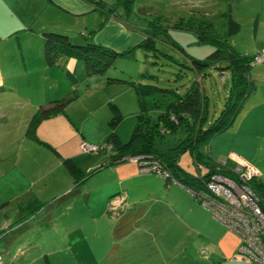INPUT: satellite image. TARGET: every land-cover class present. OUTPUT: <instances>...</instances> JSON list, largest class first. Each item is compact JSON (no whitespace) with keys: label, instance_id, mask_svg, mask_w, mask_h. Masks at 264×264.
Instances as JSON below:
<instances>
[{"label":"rangeland","instance_id":"rangeland-1","mask_svg":"<svg viewBox=\"0 0 264 264\" xmlns=\"http://www.w3.org/2000/svg\"><path fill=\"white\" fill-rule=\"evenodd\" d=\"M103 2L107 7L116 6L119 14H125L117 0ZM139 8L145 14H137ZM200 11L207 13L217 32L239 53H264V0H134L125 17L144 37L158 31L152 25L172 26L179 18L187 21ZM229 14L240 29L228 36ZM166 32L171 42L167 36L157 33L155 43L157 52L170 56V62L161 68L152 64V58L144 56L140 48L130 58L117 59L103 73L90 74L84 60L64 57L62 64L75 73L76 84L56 64L45 82L35 81L43 79L35 74L30 86L22 88L30 109L26 105L20 112L11 103L7 105V120L0 122V227L4 228L39 204L51 203L69 190L74 191L53 209L58 216L53 219L57 221L54 225L46 224L43 219L38 223L41 211L38 214L35 210L28 219L29 229L10 244L7 252L1 253L0 264H97L112 244L109 237L117 216L138 208L143 211L142 223L121 242L122 250L127 251L125 255L135 257L127 264H246L239 253L241 239L196 200L195 193L201 191L187 190L188 196L181 190L164 187L160 184L162 177L146 172L145 177H134L124 184L128 193L117 182L119 177L114 168L125 161L114 164L110 159L111 150L102 148L113 125L121 140L127 141L141 110L134 87L127 83L107 84L109 76L147 83L148 79H142L140 74L149 71L160 79L157 86L180 94L196 80L208 96L209 119L221 111L230 88L229 70L213 67L199 75L188 67L186 56L204 58L214 46L201 42L190 30L168 27ZM250 77L255 90L245 99L233 125L205 142L200 150L205 151L212 141L215 144L227 137L230 152L254 166L264 182V63L255 64L250 69ZM163 98L160 92L145 96L148 116L154 119L160 114L167 102ZM155 100L160 103L157 108ZM109 103L119 108L118 118L112 114ZM37 111L51 113L37 125L38 136L44 142L51 140L61 147H53L60 154L74 159L82 172L79 180L66 171L61 157L26 135L30 119ZM184 138L185 132L180 129L155 138V145L158 149H170ZM81 142L99 150L84 151ZM178 163L192 173L201 170V166L197 169L189 148L181 152ZM153 175L159 177L157 183L151 181ZM23 194L26 195L24 210L23 203L14 205L12 210L1 206ZM233 257L237 260H232Z\"/></svg>","mask_w":264,"mask_h":264},{"label":"trees","instance_id":"trees-1","mask_svg":"<svg viewBox=\"0 0 264 264\" xmlns=\"http://www.w3.org/2000/svg\"><path fill=\"white\" fill-rule=\"evenodd\" d=\"M84 1L89 4L93 10L99 11L102 16L101 23L96 30L89 32L90 35L97 33L112 19L121 22L126 27H132V24L126 22L125 16H128L127 14H129L132 9L134 0H117V5H120L125 11V14H119L116 6L107 7L103 0ZM137 14H145V10L139 8ZM168 27L190 30L197 35L201 42L210 43L214 46L213 50L204 58H194L188 54H186V56L189 58L188 67L192 68L199 75L207 68L214 67L229 70L230 88L225 96L221 111L217 116L212 117L211 120L209 119L207 114L208 96L202 87L200 89L199 83L196 80H193L190 86L186 88L185 92L180 94L174 89L157 86L156 84L160 79L149 71H144L140 74L142 79H148L147 83L134 81L130 78L109 76L106 80L107 84L127 83L134 87L141 110L137 115L136 123L127 141L123 142V140H121L120 134L115 129L116 126L113 125L111 129L107 131L102 148L111 150V162L113 163L125 161L128 158L134 157H138L140 161L146 160L150 162L157 160L161 167L169 172V177L163 179H172V181L179 182L190 191L205 192L206 183L210 180L212 174L222 173L223 175L232 176V172H234V163H227V160H211L208 154L200 150V147L214 136L228 130L235 122L238 113L243 108L245 99L255 90L254 82L250 77V69L255 64L264 63V61L258 62L255 59L257 56L261 55L260 53L248 55L236 51L228 44L227 39L223 38V36L217 32L211 18L207 17V13L205 11H200L192 15L187 21L179 18L172 26L167 25L164 27L152 25V29L158 30L157 32L155 31L148 36L144 35L139 43L119 51L95 42L88 33H82V41L79 42L71 35L60 31H43V57L47 66L56 65L63 57H75L84 60L87 72L94 74L105 72V70L110 68L119 58H130L134 56L133 52L140 48L143 49L144 56L152 58V64H157V66L161 68V65L170 62V56L164 52H157L158 49L155 43L158 38L157 33L167 36V40L171 42L166 32ZM239 29V23L233 20L229 14L226 35H233L237 33ZM171 44L184 52L175 42ZM66 76L73 84H76L77 78L70 71L66 72ZM159 92L160 95H164L163 100H167V102L164 103L163 110L160 114L153 119L147 115L144 98L147 95H154ZM154 102L156 104L154 105L155 108L159 107V100H155ZM109 106L113 112L112 114L118 118L120 115L119 108L113 103H109ZM54 112L53 110L51 113ZM49 114H44V112L41 113L40 111L35 112L28 124L26 135L36 142L43 143V145L50 148L57 156L61 157L54 148L40 140L36 133V127L40 120L45 116H49ZM180 129H183L185 132V140L183 142L170 149H158L156 147L155 138L163 137L164 134L167 133H176ZM186 148H189L191 151L197 169L198 166H201L200 168L202 171L198 170V173H190L180 167L178 158L181 152ZM135 162L139 170V164L137 161ZM222 162H226V164L222 165ZM61 163L68 173L75 176L76 180H79L82 172L78 169L71 157L62 158ZM249 185L259 195L261 202L264 203V182L261 181L260 175L249 181ZM73 191L74 190H69L60 198L51 201V203H45L44 209L48 211L55 208L59 203L65 201ZM18 200H21V198L5 202L1 206H9ZM142 216L143 211L141 208L117 216V222L111 231L112 238L116 242L111 247V252H113V254H115L117 250L123 253V251H120L121 249L119 250L118 240L137 228L142 223ZM15 224L14 222L0 229V257L1 253L7 252L10 244L19 236L17 234L24 230L25 226L21 225L16 231H13V226ZM107 254L108 257H110L109 252Z\"/></svg>","mask_w":264,"mask_h":264},{"label":"crops","instance_id":"crops-1","mask_svg":"<svg viewBox=\"0 0 264 264\" xmlns=\"http://www.w3.org/2000/svg\"><path fill=\"white\" fill-rule=\"evenodd\" d=\"M79 16L86 17L81 18ZM101 20V14L98 11L93 10L92 7L84 0H0V122L7 120V113L5 110L9 103H11L12 107H14L17 111L26 107V105L30 109V105H28L26 101V96L22 92V88L30 86L31 82L34 80L31 79V77L33 78V75L38 74L39 77L43 78L35 79V81L38 82H45L50 78L48 72H51L55 65L47 66L45 64L43 57L44 38L42 32L49 30L60 31L71 35L76 41L81 42V34L88 33V35H90L89 32L96 30L101 23ZM90 37H92L95 42L118 51L129 46H133L143 39V35L136 30V27H126L121 22L113 19L109 20L107 24L97 33L91 34ZM63 58H61L57 64L62 66L61 68L62 71H64L65 76L67 71L75 74L72 72L71 68L68 69L62 64ZM53 74L56 75V73ZM22 111L24 110H21L20 112ZM81 136L84 137V134L82 133ZM45 140L48 141L46 143L52 148L55 147L56 144H54L51 140ZM34 142L36 141L34 140ZM227 142V137H223L215 144L212 141L210 146L203 152L208 154L211 160H227V162H233L234 159L232 158L234 157L232 156H237L230 152L232 148L226 146ZM56 147L61 148L58 145H56ZM55 150L58 154H60L58 149ZM62 154H60L61 159L70 157ZM121 162L124 161L116 162L114 164ZM124 163L114 168L117 170L115 174L119 177L117 182L125 188H127V186L124 184L129 179L134 177L143 178L146 176V173L144 174V172H138V166L134 159L132 160L128 158ZM151 181L153 183H157L159 181V177H155L153 175ZM160 184L168 189L174 188L181 190L185 194H187V190H189L185 186H182L179 182L165 180L163 178L160 179ZM127 191L129 193L128 188ZM17 198H21V200L5 207L12 210L14 205H18L25 201L26 195H20L15 199ZM25 203L26 202H24L21 206L22 210L26 208L23 207ZM61 203H63V201ZM61 203L58 205L60 206ZM44 205L45 203L39 204L37 208L18 216L12 222L8 223V225L15 222L16 224L13 226V231H16L19 227H21V225H24V230L27 231L29 229L28 224L30 223L28 219L31 218L35 210L38 214H40L41 211V216L38 215V223H40L43 219L46 224L54 225L57 221H53V219H56L58 216L54 213V208L48 211H46L47 209L44 210ZM0 229L2 228L0 227ZM24 230L17 235H20L22 232L24 233ZM132 232L133 231L118 240L117 243L119 245V250L121 249L120 251H123V246L121 245L122 240L128 238ZM109 239L112 241L109 248L110 250L107 249L101 254L100 258L97 260V264H101V262L102 264H127L135 258L130 255H125L127 251H125V253L124 251L121 253L117 250L116 253L113 254V252H111V247L116 242L112 238V235ZM108 252L110 257H108ZM232 260H237V258L233 257Z\"/></svg>","mask_w":264,"mask_h":264},{"label":"built area","instance_id":"built-area-1","mask_svg":"<svg viewBox=\"0 0 264 264\" xmlns=\"http://www.w3.org/2000/svg\"><path fill=\"white\" fill-rule=\"evenodd\" d=\"M256 61L264 59V53ZM84 151H98L99 148L84 142ZM235 161L232 176L213 173L206 184V191L196 192V200L214 218L233 231L240 239L239 253L246 264H264V203L250 187L249 181L259 175V171L245 160L232 156ZM134 160L140 172H153L168 178L169 172L155 161ZM226 162H222V165ZM237 258V257H235Z\"/></svg>","mask_w":264,"mask_h":264}]
</instances>
